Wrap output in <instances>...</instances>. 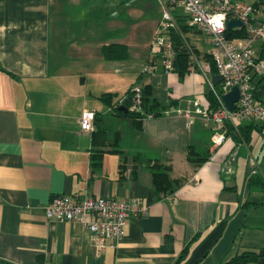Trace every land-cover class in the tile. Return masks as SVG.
<instances>
[{
	"label": "crops",
	"instance_id": "obj_1",
	"mask_svg": "<svg viewBox=\"0 0 264 264\" xmlns=\"http://www.w3.org/2000/svg\"><path fill=\"white\" fill-rule=\"evenodd\" d=\"M89 2L0 0V264H177L185 248L179 264H227L241 254L259 256L248 264H264V192L249 186L264 175V127L240 124L252 126L247 142L227 135L215 146L212 125L201 117L145 118L137 128L101 99L109 94L115 104L137 84L149 86L166 109L187 98L207 106L214 75L206 36L176 7L191 50L186 46L188 71L143 75L158 22L140 48L124 35L97 40L65 10ZM198 38L201 47L194 45ZM113 43L127 46V59L103 58L102 47ZM252 86L264 106V76ZM86 111L103 118L109 135L120 136L121 153H105L97 170L90 165L91 133L79 124ZM189 147L206 160L187 161ZM148 160L171 166L180 184L172 194L156 197ZM74 195L140 199L145 212L129 220L122 240L95 255L81 224L45 216L55 199ZM168 235L171 252L164 246Z\"/></svg>",
	"mask_w": 264,
	"mask_h": 264
},
{
	"label": "built area",
	"instance_id": "obj_2",
	"mask_svg": "<svg viewBox=\"0 0 264 264\" xmlns=\"http://www.w3.org/2000/svg\"><path fill=\"white\" fill-rule=\"evenodd\" d=\"M162 14L153 36L143 75H149L161 68L165 74L174 70L176 49L173 34L179 30L173 10L181 7L189 26L195 27L206 36L207 55L212 59L216 76L221 78V93L215 90L210 80L209 90L213 93L217 108L201 104L197 98L184 99L175 107L164 108L159 116H183L189 119L201 117L212 125L211 142L215 146L223 143L226 125L235 130L240 124L253 123L264 127V106L254 100L252 79L264 76V17L254 4L242 0H158ZM262 8V7H261ZM263 9V8H262ZM239 20L241 26L234 29L227 38V23ZM240 34L232 37L234 32ZM182 38V37H181ZM187 46V45H186ZM188 51H191L187 46ZM238 89V100L229 111L222 96L232 88ZM132 103L129 111L141 112L142 89L135 85L131 89ZM146 118H153L147 115ZM95 113L86 111L80 118V129L91 133L94 129ZM145 212L140 199H112L80 196H60L45 208L48 220L63 223H78L92 236L95 255L100 254L112 242H119L125 236L129 220Z\"/></svg>",
	"mask_w": 264,
	"mask_h": 264
},
{
	"label": "trees",
	"instance_id": "obj_3",
	"mask_svg": "<svg viewBox=\"0 0 264 264\" xmlns=\"http://www.w3.org/2000/svg\"><path fill=\"white\" fill-rule=\"evenodd\" d=\"M255 8H259L263 13L264 17V0H257L254 3ZM263 9H262V8ZM184 32V28L181 27ZM181 32V31H180ZM240 34L234 32L232 37L239 36ZM173 40L175 43L176 49V59L174 63V70L179 74V76H183L187 73L189 67V58L188 54L185 50L186 45L184 44L181 36L179 33L173 34ZM262 53H264V46ZM101 54L106 61H123L128 58V48L126 45L123 44H108L104 45L101 49ZM210 67L211 72L214 76H216V70L214 63L210 57ZM0 70H3L0 68ZM140 81V80H139ZM138 81V83H139ZM137 85V84H136ZM135 86V85H134ZM140 86V85H138ZM142 89V96H141V112H131L129 111L130 105L132 103V92L130 90L124 94L123 96L119 97L115 104L113 103V97L109 94L102 95L101 99H103L104 103L108 106H111V110L113 113L121 118H130L134 121L135 126L138 128L140 127L141 121L146 118L147 115H151L153 117H158L160 112L164 106L157 102L151 95L149 86H140ZM215 90L220 94L221 93V86H215ZM207 101L210 111H214L217 108V102L213 95V93L209 90L207 94ZM177 105V102H171L170 106L174 107ZM121 108L127 110V113L120 111ZM251 125H239L238 129L235 130L231 125H226V136L229 135L234 138V140H243L248 141V134L251 131ZM120 136L119 133H114L113 135H109V132L103 126V118L99 115H95L94 120V129L91 132V153H90V165L93 170H97L102 165V158L105 153H121L120 150ZM200 153L196 151L195 148L189 147L186 151V158L187 161L194 165H200L203 163L207 155H201L200 159H196L197 156L199 157ZM148 169L152 171L153 177V190L157 198L166 197L172 194L180 185L177 181L171 178V166L165 165L159 161L155 160H148ZM250 187H257L262 192H264V175H255L249 181ZM172 237L170 235L166 236L164 239V246L168 251H172ZM187 254V248L184 249L182 255H180L177 264L185 257ZM259 256L254 254H241L232 260H230L227 264H248L250 262L256 261Z\"/></svg>",
	"mask_w": 264,
	"mask_h": 264
},
{
	"label": "rangeland",
	"instance_id": "obj_4",
	"mask_svg": "<svg viewBox=\"0 0 264 264\" xmlns=\"http://www.w3.org/2000/svg\"><path fill=\"white\" fill-rule=\"evenodd\" d=\"M88 1L87 4L65 8L73 19L81 20L80 27H90L87 37L93 36L106 42L116 40L117 35H124L135 43L136 48L149 42L152 29L162 14L158 0ZM194 45L201 47V38L195 40Z\"/></svg>",
	"mask_w": 264,
	"mask_h": 264
},
{
	"label": "water",
	"instance_id": "obj_5",
	"mask_svg": "<svg viewBox=\"0 0 264 264\" xmlns=\"http://www.w3.org/2000/svg\"><path fill=\"white\" fill-rule=\"evenodd\" d=\"M240 26H241V22L239 20L228 21L227 23L228 32L226 34V37L228 38L231 32ZM212 82L215 86H218L221 83V78L219 76H213ZM237 100H238V89L236 87L232 88L228 93L222 96V101L229 111H232L234 109V104L237 102ZM120 111L127 113V110L124 108H121Z\"/></svg>",
	"mask_w": 264,
	"mask_h": 264
}]
</instances>
